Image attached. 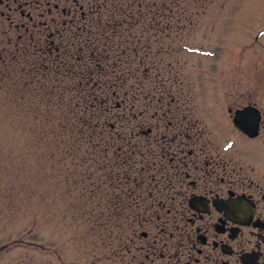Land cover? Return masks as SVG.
Segmentation results:
<instances>
[{"label":"rangeland","instance_id":"rangeland-1","mask_svg":"<svg viewBox=\"0 0 264 264\" xmlns=\"http://www.w3.org/2000/svg\"><path fill=\"white\" fill-rule=\"evenodd\" d=\"M29 1L30 5L23 9L24 16L18 2H0V69L8 59L3 51L7 34L13 35L18 24L46 32L50 19L68 20L70 16L63 17L62 11L71 12L75 7L74 0ZM199 5L193 4L189 10L192 24L160 32L157 37H163V41L157 39L155 45L142 49L155 53L163 45L160 53H152L153 58L140 68L137 76L142 87L149 85V74L153 78L152 94L167 97L170 93L175 103L222 104L226 98L222 94L226 92L237 94L240 103H254L264 110V0H201ZM48 9L51 12L47 15ZM22 29L25 27L19 28ZM15 65L17 70L23 66ZM132 66L137 68V64ZM17 72L12 70L11 78L4 80L0 74V264H16L30 257L42 264L124 263L123 252L120 259L112 255L123 232L122 226H113L111 202L107 230L94 224L100 213L97 207L104 208L103 201L107 207L113 192L119 193L114 186L121 188V179L114 182L109 169L99 173L94 168L90 170L91 178H84L78 157L69 158L64 152L69 146L42 135L46 128L44 96L33 84L23 87L22 78L27 75ZM140 99L134 108L136 120L125 117V125L142 120L138 115L143 94ZM169 101L170 97L166 102ZM128 109L124 111L129 115ZM149 118L150 114L145 118V128L152 124ZM98 186L104 200L96 189L92 197L83 195L82 187ZM140 230L149 232L150 238L156 233L152 223H145ZM104 238L109 255L108 260L100 261L96 255ZM36 242L42 248L33 250L30 245Z\"/></svg>","mask_w":264,"mask_h":264},{"label":"flooded vegetation","instance_id":"flooded-vegetation-1","mask_svg":"<svg viewBox=\"0 0 264 264\" xmlns=\"http://www.w3.org/2000/svg\"><path fill=\"white\" fill-rule=\"evenodd\" d=\"M14 1L24 16L30 1ZM222 95L196 105L161 94L151 113L141 108L142 132L128 139L141 175L122 195L124 264H264V110ZM248 106L259 110L257 130L255 112L241 113Z\"/></svg>","mask_w":264,"mask_h":264},{"label":"trees","instance_id":"trees-1","mask_svg":"<svg viewBox=\"0 0 264 264\" xmlns=\"http://www.w3.org/2000/svg\"><path fill=\"white\" fill-rule=\"evenodd\" d=\"M75 2L78 0L73 1L75 7L71 12L62 11V16H70V19H50V29L46 32L32 31L30 28L19 30L15 27L13 35L7 34L3 51L8 59L0 69L1 80L11 78L12 70L16 69L18 74L27 75L22 78L23 87L33 84L42 91L46 117V128L42 135L58 141L59 145L69 146L70 149L64 152L69 158L77 160L78 157L77 163L84 168V178L90 179V170L94 168L99 173L109 169L114 182L121 179V188L114 186L119 193L114 189L113 198L111 201L108 199L107 207L106 201L102 203L104 208L97 207L100 213L98 222L94 223L107 230L111 202V216L115 219L113 226L119 228L122 226L124 189L136 184L141 175L137 143L128 139L140 135L143 129L141 121L136 124L134 121L133 124L128 122L126 125L123 121L125 117L136 120L137 115L133 114L134 108L141 103L140 94H143L144 102L140 107L138 105L139 111L143 105L149 109L154 103L156 93L152 94V75H147L149 85L144 84L142 87L137 74L141 67L149 63L148 58H153L152 53H160L163 45L158 46L155 53L142 49L148 44L155 45L157 39L163 41V37H157L160 32L175 25L192 24L189 10L193 4L200 6L201 0ZM50 12L48 9L45 14ZM15 63L23 65L20 70H17ZM133 64H137V68ZM127 72L130 76H127ZM133 79L136 81L131 82ZM143 79L147 82V79ZM17 80L21 81H14ZM127 107L129 115L124 111ZM148 120L151 121L150 118ZM100 184H103L102 181ZM82 189L83 195L89 194L88 197H92L95 189L97 194L103 192L99 186ZM128 190L138 192L133 187ZM101 198L104 200L103 193ZM106 241L107 238L102 239L101 250L98 249L96 255L100 261L108 260ZM32 244L30 247L33 250L42 248L37 242ZM122 246L123 239L120 238L112 255L120 259ZM16 264L42 263L36 257H30L28 261Z\"/></svg>","mask_w":264,"mask_h":264},{"label":"water","instance_id":"water-1","mask_svg":"<svg viewBox=\"0 0 264 264\" xmlns=\"http://www.w3.org/2000/svg\"><path fill=\"white\" fill-rule=\"evenodd\" d=\"M255 112V125H250L248 128L251 130H253L254 128L257 130L259 127V121H260V114H259V110L253 106H248L246 108H244L241 113L244 114H248V113H254ZM257 133V132H256ZM255 133V134H256Z\"/></svg>","mask_w":264,"mask_h":264}]
</instances>
